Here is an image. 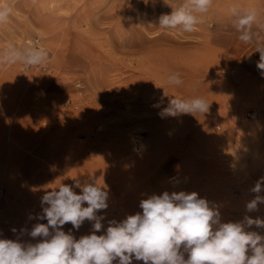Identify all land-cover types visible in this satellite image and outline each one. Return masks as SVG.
Segmentation results:
<instances>
[{
	"label": "rangeland",
	"instance_id": "374dc122",
	"mask_svg": "<svg viewBox=\"0 0 264 264\" xmlns=\"http://www.w3.org/2000/svg\"><path fill=\"white\" fill-rule=\"evenodd\" d=\"M185 2L0 0L9 8L0 23V238L39 242L20 230L47 223L34 217L61 183L108 192L97 235L165 191L197 193L222 223L264 220V204L246 207L264 196L252 191L264 178V0H212L191 33L158 27ZM233 7L256 10L251 43L239 39ZM29 47L47 52L43 64L5 60ZM196 97L205 112L167 111L173 98ZM92 223L63 230L79 239Z\"/></svg>",
	"mask_w": 264,
	"mask_h": 264
},
{
	"label": "clouds",
	"instance_id": "9594fccd",
	"mask_svg": "<svg viewBox=\"0 0 264 264\" xmlns=\"http://www.w3.org/2000/svg\"><path fill=\"white\" fill-rule=\"evenodd\" d=\"M211 6L212 0H186L174 9L171 7L170 14L161 15L158 27L194 32ZM231 14L239 39L251 43L256 10L233 7ZM8 16L9 8L0 6V23L6 22ZM258 51L261 57L257 68L264 75V43H258ZM47 55L38 48H10L5 60L31 67L43 64ZM169 83L179 85L181 80L174 75L169 77ZM207 106L208 102L199 97L173 98L167 111L173 115L195 114L205 112ZM74 188H80V194ZM252 191H264V178L257 181ZM107 201L108 192L96 182L61 183L47 191L41 198L42 214L34 217L47 223H36L30 231L20 230L33 239L39 237V242L0 238V264H132L133 259L143 264H264V236L246 231V227L253 225L264 228L260 218L246 216L242 222L222 223L219 210L197 193L165 191L142 199V212L119 222L109 221L104 234L97 235L105 219L98 213L108 208ZM258 204H264V196L257 195L247 204V210H257ZM85 220L93 222L89 235L76 239L71 231L63 230L67 223L78 230Z\"/></svg>",
	"mask_w": 264,
	"mask_h": 264
},
{
	"label": "bare ground",
	"instance_id": "6f19581e",
	"mask_svg": "<svg viewBox=\"0 0 264 264\" xmlns=\"http://www.w3.org/2000/svg\"><path fill=\"white\" fill-rule=\"evenodd\" d=\"M36 7V6H35Z\"/></svg>",
	"mask_w": 264,
	"mask_h": 264
}]
</instances>
